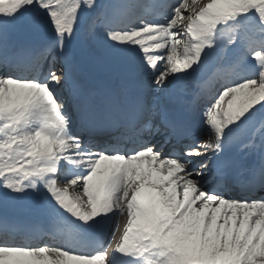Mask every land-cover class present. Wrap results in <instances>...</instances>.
<instances>
[{"label": "snow or ice", "instance_id": "1", "mask_svg": "<svg viewBox=\"0 0 264 264\" xmlns=\"http://www.w3.org/2000/svg\"><path fill=\"white\" fill-rule=\"evenodd\" d=\"M232 65L201 101L194 75ZM26 207L50 240L18 242ZM116 261L264 264V0H0V264Z\"/></svg>", "mask_w": 264, "mask_h": 264}, {"label": "rangeland", "instance_id": "2", "mask_svg": "<svg viewBox=\"0 0 264 264\" xmlns=\"http://www.w3.org/2000/svg\"><path fill=\"white\" fill-rule=\"evenodd\" d=\"M105 1H108V0H97V2L99 3V2H105ZM204 2H209V0H197V3L198 4H200L201 6L204 4ZM87 22H88V24H87ZM98 23V22H97ZM87 25H88V27L89 28H87V29H89V30H92L93 29V23H92V21H90L89 19L87 20V17H85V18H82V31L84 30V29H86V27H87ZM165 55H167V53L165 52ZM166 64V61H161L160 62V66H161V68L163 69L164 68V65ZM71 170V169H70ZM61 184H63V183H61ZM63 187V186H62ZM70 193H71V195L72 196H77V195H80L79 193H77V192H72V191H69ZM76 195H75V194ZM81 197H82V195H80ZM86 199V198H85Z\"/></svg>", "mask_w": 264, "mask_h": 264}, {"label": "bare ground", "instance_id": "3", "mask_svg": "<svg viewBox=\"0 0 264 264\" xmlns=\"http://www.w3.org/2000/svg\"><path fill=\"white\" fill-rule=\"evenodd\" d=\"M186 14H187V12H185V15H186ZM181 29H183V28H181ZM181 29H180V30H181ZM225 39H226V38H225ZM236 146H237V148H238V147H243V146H245V145H243V146L236 145ZM125 223H126V221H124L123 223H121V227H123Z\"/></svg>", "mask_w": 264, "mask_h": 264}]
</instances>
